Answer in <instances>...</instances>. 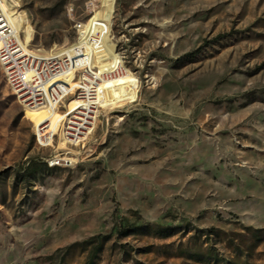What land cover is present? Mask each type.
<instances>
[{"label": "rangeland", "instance_id": "rangeland-1", "mask_svg": "<svg viewBox=\"0 0 264 264\" xmlns=\"http://www.w3.org/2000/svg\"><path fill=\"white\" fill-rule=\"evenodd\" d=\"M16 2L30 51L84 23L124 73L72 145L0 65V264H264V0Z\"/></svg>", "mask_w": 264, "mask_h": 264}, {"label": "built area", "instance_id": "built-area-1", "mask_svg": "<svg viewBox=\"0 0 264 264\" xmlns=\"http://www.w3.org/2000/svg\"><path fill=\"white\" fill-rule=\"evenodd\" d=\"M14 4L13 0H0V65L7 85L21 105L43 107L49 114L60 112L68 102L62 134L70 144L80 142L105 103L102 84L124 72L120 68L102 73L92 65L90 57L102 49V40L99 34H85L84 23L76 24L85 38L74 52L45 56L30 51L22 44L12 12ZM71 103H75L73 108ZM46 126H40L42 131ZM36 136L42 145L41 137L38 133Z\"/></svg>", "mask_w": 264, "mask_h": 264}, {"label": "bare ground", "instance_id": "bare-ground-1", "mask_svg": "<svg viewBox=\"0 0 264 264\" xmlns=\"http://www.w3.org/2000/svg\"><path fill=\"white\" fill-rule=\"evenodd\" d=\"M15 3H17L16 2V0H13ZM14 15V20L17 22V29H18V31L20 32L21 31V29H22V27L24 26V21H23V19H22V17L21 16H19V15H16L15 13L13 14ZM85 29H86V31H85V34H89L90 32H89V29L85 26ZM85 34H83V33H81L80 34V38L78 39V41H77V43H75L74 45H72L71 47H69L67 50H65V51H67V53H72V52H74V50L76 49V48H78L80 45H82V43H83V39L85 38ZM22 44H23V46H25V44L23 43V41H22ZM25 47H27V46H25ZM57 54H60V53H56V54H54V55H57ZM91 58V57H90ZM92 65L95 67V64L96 63H98V55H97V57H96V60H95V57H94V55H92ZM100 69V72H105L104 70H101V68H99ZM109 72H113V71H109ZM108 73V72H107ZM70 79H71V77H69L67 80H69L70 81ZM25 109H27V110H29V111H32V112H38V111H42L44 108L43 107H37V108H25ZM99 112V111H98ZM97 112V113H98ZM97 115V114H96ZM95 119H96V116H95ZM94 123H95V120H94V122H93V125H92V127L89 129V132H87L86 134H85V136H84V138L82 139V140H84L87 136H88V134L90 133V131L92 130V128L94 127ZM65 138V137H64ZM66 139V138H65ZM81 140V141H82ZM66 141H67V143L69 142L67 139H66ZM80 141V142H81ZM73 143V142H72ZM76 143H79V142H76ZM76 143H73V144H76ZM72 144V145H73ZM60 161H62V160H60Z\"/></svg>", "mask_w": 264, "mask_h": 264}]
</instances>
